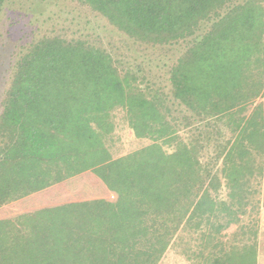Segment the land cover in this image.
Returning a JSON list of instances; mask_svg holds the SVG:
<instances>
[{
  "label": "trees",
  "instance_id": "trees-1",
  "mask_svg": "<svg viewBox=\"0 0 264 264\" xmlns=\"http://www.w3.org/2000/svg\"><path fill=\"white\" fill-rule=\"evenodd\" d=\"M70 1L179 56L166 92L92 35L22 49L0 108V264H161L187 225L217 239L246 213V174L264 184V0ZM58 185L62 199L7 208ZM252 233L203 264H260Z\"/></svg>",
  "mask_w": 264,
  "mask_h": 264
},
{
  "label": "rangeland",
  "instance_id": "rangeland-1",
  "mask_svg": "<svg viewBox=\"0 0 264 264\" xmlns=\"http://www.w3.org/2000/svg\"><path fill=\"white\" fill-rule=\"evenodd\" d=\"M53 32L92 35L94 39L102 41L112 53L117 65L121 66L120 69L133 70L139 66L143 70L141 75L147 74L157 85L164 88L166 86L165 91L169 92L168 71L179 56V47L172 45L148 48L136 45L107 22L95 17L85 8H77L70 0H7L0 13V108L4 91L22 49L41 36ZM262 104L264 109V97L259 102V105ZM262 124L264 126V122ZM221 130H224L223 126ZM124 147V153L130 149L129 144ZM257 167L264 168V157H258ZM254 172L258 173L256 180L255 175L253 176L254 193L248 196L246 213L237 225H232L228 231L224 230L213 241L208 238V229L200 230L195 224L185 226L178 233L161 264H203L208 261L207 255L211 251L219 253L227 245L250 242L251 237L253 238L252 231L258 228L262 246L260 264H264V208L261 204L264 184L263 177L260 178V170L254 169ZM235 188L232 182L228 184L223 180L219 191L221 199H225L229 190ZM64 190L62 185H58L43 195H36L23 204L7 208L21 211L34 206L40 200L62 199ZM243 191V197H247V193ZM242 225L245 227L241 228Z\"/></svg>",
  "mask_w": 264,
  "mask_h": 264
},
{
  "label": "crops",
  "instance_id": "crops-1",
  "mask_svg": "<svg viewBox=\"0 0 264 264\" xmlns=\"http://www.w3.org/2000/svg\"><path fill=\"white\" fill-rule=\"evenodd\" d=\"M255 172H253V174H254ZM251 175H249V174H246L247 175V178H244V181H249V183H250V187H251V189L253 190V187H252V183H253V176L255 175V180H256V177H257V175H258V173L257 174H254V175H252V173H250ZM258 178V177H257ZM256 192V191H255Z\"/></svg>",
  "mask_w": 264,
  "mask_h": 264
}]
</instances>
